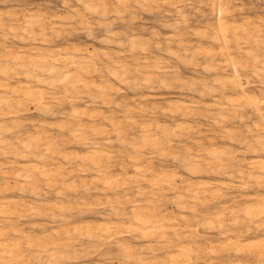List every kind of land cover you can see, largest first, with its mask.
<instances>
[{
  "label": "bare ground",
  "instance_id": "1",
  "mask_svg": "<svg viewBox=\"0 0 264 264\" xmlns=\"http://www.w3.org/2000/svg\"><path fill=\"white\" fill-rule=\"evenodd\" d=\"M74 1L81 9H71V13L64 16L15 7L0 10V38L3 40L0 41V264H74L82 255L77 248V244L84 247L82 241L97 243L92 248L102 259L100 264H215L224 253L230 260L231 252L240 259L233 262L234 258L236 260L233 256L229 264H264V239L249 241L241 235L264 233V193L252 195L245 192L251 189L249 182L256 179L261 191L264 190V99L249 91L257 85L248 82L243 73L250 69L254 76H264V60L260 55L264 53V17L259 21L249 18L238 23L237 16L230 20L235 17L232 15L237 7L233 8L231 3L236 0H204L210 14L203 15L202 19L211 23H205V29L195 30L196 27H193L192 30L193 25L188 26L191 25V18L188 21L189 15L186 17L183 13L185 9L176 7L179 16L176 19L180 20L175 19L172 24L166 20L165 29L178 33L183 22L197 39L209 40L213 44L204 47L201 42L191 50L181 34L166 36L163 51L170 62L192 67L195 74L204 72L213 75L211 82L202 83L206 78L188 82L181 78L173 65L172 68L167 65V59L160 54L145 56L142 61L136 56L138 51L144 55L148 51L153 52V47L160 49L165 43L157 42V47L154 45L150 49V41H144L147 37L141 40L133 32L115 31L112 28L114 24L111 26V22H107L106 18L115 14L116 20L122 19L120 21L124 24L123 14L132 13L130 0ZM184 1L191 5L199 0H134V3L152 12L154 7L162 11L160 4L174 9L176 4ZM204 1L201 0V3ZM69 4L67 1L63 3L65 7ZM230 5L235 9H231L233 12ZM40 7V10L43 9ZM237 10L240 13L241 10ZM84 12L100 15L102 19L92 23ZM166 15L172 16L170 11ZM132 17L135 19V16ZM73 20L80 24L83 29L80 31L88 37H93L95 27L105 30L107 38L101 41L115 45L119 50L114 53H110L109 49L107 52L90 50L92 45L89 48L77 39L61 42L65 34L71 37L79 32L72 25ZM157 32H152L154 38L160 36V31ZM239 54H243L240 59ZM199 60H203L204 64H197ZM170 73L175 84L179 83L180 88H188L191 94L201 98L196 100L193 95L190 102H185V99L165 101L167 105L164 103L163 118L177 121L174 126L157 116L156 107L149 108L150 101L144 102L148 105H143L138 100L134 106V98L127 100L120 96L124 88L134 93L143 87H155L156 76L166 77ZM166 80H160L165 89L171 86V81L168 80V83ZM258 87L262 93L264 82ZM205 98L213 99L203 108L218 128L231 116L241 122L245 120V113L258 117V123L245 130L248 133L245 138L238 136L242 133H235L238 128L235 129L234 124V132L230 126L227 127L229 130H225V126V129L220 128L225 130L223 136L231 143L234 144L238 138L241 143H246V151H226L217 143L218 147L215 140H210L213 142L209 147L199 146V139L194 142L191 138L188 140L198 145L197 148L192 147L189 141L177 147L180 142L176 141L201 132L197 124L192 126L185 119L199 117L198 113L203 110L199 108L203 104L201 100ZM82 104L87 105L83 107ZM32 111L41 115L38 122L32 118L24 119ZM57 115L62 118L61 121H48ZM233 117L229 119L233 120ZM176 118L184 119V122ZM52 129H56L58 134H52ZM213 131L210 132L218 134ZM246 132H243L244 135ZM209 139L213 138L210 136ZM244 155L255 157L245 169L243 159L237 161ZM168 160L173 161L174 166ZM235 160L237 166L232 165ZM5 168L8 170L4 171ZM180 168L195 178L203 171L221 178L229 175L230 168L237 169L239 177L233 182L242 183L240 187L246 195H233V202H223L225 205L221 202L219 209L213 208L211 203L221 200L222 189H228L229 184L218 181L197 184V179L182 178L185 175L179 172ZM225 191L223 189L224 194ZM95 194L100 195L97 200L93 198ZM169 204L175 210H169ZM226 212L238 224H244L245 231L230 237L234 232L230 235L228 220L224 219ZM188 213L193 216L189 217ZM35 218L48 220L46 223L51 231L44 230V226L39 228L42 231L40 234L26 231L21 222ZM198 228L206 231L220 229L224 242L214 244V240L201 236ZM132 236L151 243L156 240L157 243H143L147 246L139 248L126 240ZM104 243L114 244V248L100 251ZM84 256L85 259L90 255ZM221 261L218 264H223L224 261Z\"/></svg>",
  "mask_w": 264,
  "mask_h": 264
},
{
  "label": "rangeland",
  "instance_id": "2",
  "mask_svg": "<svg viewBox=\"0 0 264 264\" xmlns=\"http://www.w3.org/2000/svg\"><path fill=\"white\" fill-rule=\"evenodd\" d=\"M29 1V2H28ZM0 0V10L1 9H4V10H6L7 8H11V7H15V8H20V9H29V10H35V11H39V12H43V13H49L48 15H56V14H58V15H60V13H61V15H66V14H68V13H71L70 11H71V9H72V11H73V9L74 8H79V9H81L77 4H76V2L74 1V0ZM46 1V2H45ZM68 2V3H70L69 4V6H67V7H65L64 5H63V3H65V2ZM204 1V0H203ZM27 4H26V3ZM44 2H45V4H44ZM75 2V3H74ZM130 2L131 3H129V5H130V7H131V10H132V13L130 12V11H128V12H125L124 14H123V19L126 21L127 20V23H125V21L123 20V22H124V24H122V21H120V20H122V19H120V20H116V16H115V14H113V15H109L107 18H106V20H107V22L109 21V22H111V26H112V24H114V26H112V28L115 30V31H118V30H120L121 32H133L136 36H138L141 40H143V39H145V37H147V39H145L144 41H146V40H148V41H150V43H151V46H150V49H151V47H153L154 45H156V43L157 42H163V43H165V44H162L161 46V48L159 49V48H152L151 50H153V52H150V53H152V54H150L149 53V51H148V53L147 54H144L143 55V53L141 52V51H138L139 53H141V55L137 52V54H136V56L142 61V59L145 57V56H149V57H156V56H158L159 54H160V56H163V57H165L166 59H167V61H168V63L169 64H167V65H169L171 68L173 67V68H176L175 70H177L178 72H179V75L181 76V78L184 80V81H188V82H191L192 80L193 81H201V80H204L205 78V80L204 81H201L202 83H204V82H211V80H212V76L213 75H209V74H204V72H202V74H201V72H198V73H196L195 74V72L194 71H192V67H187V66H185L184 67V65H181L180 63H178V62H173V61H171L172 62V64H171V62H170V60H169V57H166L165 56V51H163V50H165V47H166V36L167 35H171L170 33H172V34H175V35H180L183 39H185V41H187L188 42V44L190 45V48H191V50L192 49H194V48H196L195 46H197L199 43H201V44H203V46L204 47H210V45L212 46L213 44L209 41V40H202V39H197V37H195V36H193V34H192V31L190 32L189 31V29H191L192 28V30H194L193 29V27L195 28L196 27V29L195 30H200V29H205V23H207L208 21H205V19H202L203 18V15H205V14H207V15H209L210 14V11L208 10V8H207V2L206 1H204L203 3H201V0H199V1H196V2H193V4H191V5H189V4H187L185 1V3L184 2H182V3H178V4H176V6H174L175 8L173 9L172 7H170V6H166V5H164V4H160L161 5V7H162V11H161V8L160 7H158V8H160V9H157L156 7H154L153 9H152V12L151 11H149L148 9H141V8H139V6H137L135 3H134V0H130ZM16 3V4H15ZM25 3V4H24ZM51 5H49V4ZM132 3H133V5H132ZM184 3V4H183ZM204 3H205V5H204ZM3 4V5H2ZM6 4V5H5ZM13 4H15V6L13 5ZM19 4H21V5H19ZM48 4V7H45L46 5ZM54 4V5H53ZM74 4V5H73ZM183 4V5H182ZM195 4V5H194ZM19 5V6H18ZM159 5V6H160ZM182 5V6H181ZM185 5H186V7H185ZM188 5V6H187ZM197 5V6H196ZM231 5H234L233 6V8H235L236 9V7H237V9H240L241 11H240V13H237V12H239V10H235V9H233L232 8V6ZM231 5H230V10L232 9L233 11L235 10V14L233 13V15L232 16H234L235 15V17H233V18H231L230 20L231 21H233L234 19H236V16H237V19H236V21L238 22V23H240V22H243L244 20H246V19H251V20H253V21H259V19H262L263 17H264V0H236V1H233L232 3H231ZM34 6V7H33ZM41 6V7H40ZM184 6V7H183ZM31 9H30V8ZM38 7H40V8H42L43 7V9H39ZM59 7H61V8H59ZM69 7V8H68ZM179 9V10H181L182 8H183V13L186 15V17H187V15H189L187 18H188V21H190V19L189 18H191V25H188L189 27H191L192 25V27L191 28H187V27H185L184 25H183V22L181 23V29L179 28V30H178V33L177 32H175V31H173V30H169V29H165V27H164V23H166L167 21L169 22V24H172V22L174 21H178V20H180L179 18L178 19H176L177 17H179L178 16V14H177V8ZM192 7V8H191ZM34 8V9H33ZM136 8V9H135ZM197 8H199V9H197ZM241 8H243V9H241ZM38 9V10H37ZM61 9V10H60ZM201 9V10H200ZM44 10H47V11H44ZM59 10V11H58ZM148 10V11H147ZM158 10H159V12H158ZM164 10V11H163ZM231 10V11H232ZM140 12V13H138V12ZM168 11H170V13L172 14V16H169V17H167L168 15H166L167 13H168ZM232 11V12H233ZM58 12V13H57ZM137 12V13H136ZM160 12H162L163 14H161L160 15ZM167 12V13H166ZM203 12V13H202ZM64 13V14H63ZM66 13V14H65ZM130 13V14H129ZM187 13V14H186ZM198 13V14H197ZM138 14L140 15V16H138ZM237 14V15H236ZM245 14V15H244ZM125 15V16H124ZM129 15H131V16H129ZM174 15V16H173ZM196 15V16H195ZM240 15H241V18H240ZM262 15V16H261ZM84 16H86L87 17V20H89L90 22H92V23H98V21H100L101 19H102V17L100 16V15H92V14H90V13H87V12H84ZM132 16H135V19H134V17H132ZM137 16V17H136ZM177 16V17H176ZM239 16V17H238ZM250 16H252V17H250ZM115 17V18H114ZM126 19H125V18ZM243 17V18H242ZM262 17V18H261ZM131 18V19H130ZM165 18V19H164ZM197 18V19H196ZM257 18H258V20H257ZM129 19V20H128ZM148 19V20H147ZM161 19V20H160ZM164 19V20H163ZM169 19H170V21H169ZM176 19V20H175ZM241 19V20H240ZM134 20V21H133ZM167 20V21H166ZM194 20H196L195 22H194ZM74 21V20H73ZM116 21V22H115ZM120 21V22H119ZM129 21H131V22H129ZM164 21V22H163ZM166 21V22H165ZM194 23H193V22ZM200 21V22H199ZM119 22V23H118ZM146 22V23H145ZM163 22V24L161 25L160 23H162ZM171 22V23H170ZM173 22V23H174ZM190 22H188L189 24H190ZM209 22L211 23V21L209 20ZM208 22V23H209ZM74 23H76V24H74ZM74 23L72 22V25L73 26H76L78 29H79V32L78 33H74L71 37L70 36H68L67 34H65V37L63 36L62 37V39H61V42H66L67 40H75V39H77V42H80V43H82V44H84V45H87L88 47L89 46H91V49L90 50H92V49H96V50H98L99 52H107V50L108 51H110V53H114V52H116V51H118L119 49L115 46V45H107V44H104L101 40L102 39H105V38H107V33H106V31L105 30H101V29H98L97 27H95L94 28V31H93V37H88L85 33H83V32H81V31H83V29H82V27L80 26V24L77 22V21H74ZM115 23H116V25H115ZM121 23V24H120ZM197 25H196V24ZM120 24V25H119ZM130 24L132 25V26H130ZM167 24V23H166ZM202 24H204V26L202 25ZM143 26L145 27V29L143 28ZM201 26V27H200ZM114 27H116V28H114ZM154 27V28H153ZM162 27H164L163 29H162ZM183 27H185V28H183ZM207 27V26H206ZM183 28V29H182ZM188 30H187V29ZM80 29H81V31H80ZM95 29H96V31H95ZM147 29V30H146ZM98 30H99V32H98ZM123 30H125V31H123ZM152 30V31H151ZM154 30H155V32H157V33H159V31H160V36H158V37H153V33L152 32H154ZM119 31V32H120ZM142 32V33H141ZM147 32V33H146ZM149 33V34H148ZM169 33V34H168ZM106 34V35H105ZM185 35V36H182V35ZM190 34L192 35V36H190ZM143 35V36H142ZM101 36V37H100ZM165 37V38H163V37ZM190 38H189V37ZM73 37V38H72ZM97 39H96V38ZM152 37V38H151ZM93 38V39H92ZM143 38V39H142ZM189 38V39H188ZM79 39V40H78ZM83 39V40H82ZM99 39V40H98ZM153 39V40H152ZM165 39V40H164ZM154 40H156V41H154ZM191 40V41H190ZM0 41L1 42H3V40L0 38ZM76 41V40H75ZM91 41V42H90ZM209 41V42H208ZM90 42V43H89ZM98 42H100V44L98 43ZM161 42V43H162ZM93 43V44H92ZM155 43V44H154ZM192 43V44H191ZM209 43H211L210 45H207L206 46V44H209ZM89 44V45H88ZM194 45V46H193ZM32 46H34V45H32ZM99 46V47H98ZM100 46H103V47H100ZM192 46V47H191ZM233 46L234 47H236V43H235V41H233ZM93 47V48H92ZM94 47H96V48H94ZM155 47H157V45L155 46ZM90 48V47H89ZM103 49H104V51H103ZM115 49V50H114ZM149 49V50H150ZM150 50V51H151ZM0 51H1V49H0ZM112 51V52H111ZM161 52H163V53H161ZM109 53V52H108ZM155 53V54H154ZM158 53V54H157ZM163 54V55H162ZM140 55V56H139ZM262 57H263V59L262 60H264V53L263 52H261V54H260ZM238 57V59H240L241 57L240 56H243V54H239V55H237ZM141 57V58H140ZM243 60H244V58H242ZM131 63H132V59H130L129 60ZM201 61V62H200ZM204 64V61L203 60H199V61H197V64ZM166 65V66H167ZM173 65V66H172ZM179 66V67H178ZM168 67V66H167ZM190 69V70H189ZM181 72V73H180ZM219 73H220V71H219ZM245 75V79L248 81V82H250V83H252V84H256L257 86H255V87H253V88H250L249 89V91L251 92L252 91V93H254L256 96H258L260 99H264V91H262V93L260 92L261 91V88H259L258 86L261 84V82H264V79H263V75L262 74H260V75H262L263 77H261L260 75H256V76H254L253 75V72L250 70V69H247L245 72H243ZM184 74V75H183ZM174 75V74H173ZM205 75V76H204ZM220 75H221V73H220ZM202 76H204V77H202ZM208 76V77H207ZM247 76V77H246ZM257 76H259L260 77V79L257 77ZM173 76H172V74L170 73L168 76H166V77H160V76H156V78H155V80H154V84H156L155 85V87H154V85H152L151 87H143L141 90H138V91H134V93H133V91H129L128 89H123V91H124V93L123 94H121L120 96L122 97V99H132V98H134V100H136V102H133V105L135 106L136 105V103H138V100H139V102H141L143 105H148V103H149V108L151 109V107H156L157 109H156V113H157V116L159 117V118H162L163 120H166L171 126H174L176 123L175 122H177V121H175V120H173V119H170V118H167V117H165V118H163L164 116L162 115V109H164L165 107H166V103H165V101L166 102H170V101H174V100H172V99H175V101L176 100H183V99H185V102H190V101H192V99H193V95L194 96H196L197 97V99H196V97H194V99H196V100H200L201 98L199 97V95H197V94H191V92H190V90H188V88L186 89V88H184V89H182V88H180V87H182V86H180V84L178 83H176L177 84V87H178V89H177V87H176V84H175V82H174V78H172ZM186 77V78H185ZM189 79H188V78ZM211 77V78H210ZM168 78H170V79H168ZM171 78H172V81H171ZM202 78V79H201ZM208 78V79H207ZM158 79H159V81H158ZM166 80L167 82H168V80H169V82H170V84H171V86L170 87H168V88H166L165 89V87H162V85H161V82H160V80ZM186 79V80H185ZM210 79V80H209ZM263 79V80H262ZM260 80V81H259ZM168 82V83H169ZM200 82V83H201ZM259 82V83H258ZM157 85H159V86H157ZM161 86V87H160ZM116 87H120L119 85H117L116 84ZM157 87L159 88H161V89H163V90H165V91H163V90H159V89H157ZM172 87V88H171ZM156 88V89H155ZM171 88V89H170ZM180 88V89H179ZM148 89V90H147ZM155 89V90H154ZM201 89V88H200ZM167 90H169V91H167ZM178 90V91H177ZM181 90H183V91H181ZM141 91H145V92H141ZM183 92V93H180V92ZM187 91V92H186ZM177 92V93H176ZM185 92L187 93L186 95H185ZM130 93V94H129ZM136 93V94H135ZM151 94L150 95V98H148L149 97V94ZM172 93V94H171ZM189 93V94H188ZM137 96H135V95ZM137 94H139V95H137ZM144 94V95H143ZM147 95V97H146V95ZM160 94V95H159ZM179 94H180V96H179ZM259 94V95H258ZM125 97H124V96ZM128 95V96H127ZM155 95H157V96H155ZM161 96V98L159 97V96ZM178 95V96H177ZM181 95H183L184 97H182ZM120 96H118L117 98L119 99V100H121V97ZM136 97V99H135V97ZM142 98V96H145L144 98H143V100H140L141 98ZM174 96V97H173ZM176 96V97H175ZM158 99H157V98ZM182 97V98H181ZM186 97V98H185ZM188 97H189V99H188ZM191 97V98H190ZM146 98H148V99H146ZM158 101H156L155 99ZM179 98H181V99H179ZM127 99V100H128ZM146 99V100H145ZM204 100V101H203ZM203 100H201V102H203V104L199 107L200 108V110H202L200 113H198L199 115V117L201 116V118H199V117H195V118H193L192 116L191 117H189V118H187V119H185V121H187L186 123H190L192 126H196L195 124H197V126L199 127V130L201 131V132H199V133H196V134H193V133H191L190 134V136H185V137H183L182 139H180V140H182V142L180 141V140H178V141H176V142H180V144H177V147H180V146H183V144H185V141H187V143H188V139L189 138H191V139H193V141L195 142V141H197L198 139V143H199V146H206V147H209L210 145H211V142H213L214 140V143L217 145V143L218 144H220V146H221V148L223 147V149H227L226 151H232V152H236L238 149L239 150H244V151H246V147H247V144L246 143H241L240 142V138H238L239 140H236L235 142H234V144H233V142L231 143L230 142V140H229V138H226V137H224L223 136V131H225V130H227L228 128L227 127H229V128H231L230 130L232 131V132H234L235 130H234V127H235V129H237L236 130V134L238 135L239 133H242V134H239L238 136H243L244 138L245 137H247L248 136V133L245 131V130H248V127H253L256 123H258V121H259V119H258V117L256 116V115H254V114H252V116L250 115V113L249 114H247V113H245L246 115H245V117H244V121L243 122H241V121H239V119H236L235 117H233V116H231V117H229V118H232L233 117V120L231 119H227V121H226V123H224V124H222V126H220V128L221 127H223V129H225V127H226V129L225 130H221L220 128H218L219 126H217L216 124H214V120L212 119V118H210V117H208V116H210V115H208V114H206L205 113V110H204V108H203V106H205V104H209V103H211L212 102V98H205V99H203ZM148 101H150V102H148ZM160 101H162L163 102V107L161 106V104H162V102H160ZM184 101V100H183ZM146 102H148L147 104H145ZM151 102H153V104L151 103ZM156 102L158 103V104H156ZM208 102V103H207ZM166 105H165V104ZM155 104H156V106H155ZM87 105V104H86ZM85 104L83 105L82 104V106L83 107H85L86 106ZM158 106V107H157ZM161 106V107H160ZM159 108V109H158ZM198 108V109H199ZM103 111H107V109H104V108H101ZM198 109H197V111H198ZM69 110V109H68ZM199 110V111H200ZM204 111V112H203ZM159 114H161V115H159ZM40 116V117H39ZM212 116H214L213 114H212ZM255 116V117H254ZM206 119H205V118ZM254 117V118H253ZM257 117V118H256ZM27 119V120H31V118L33 119V120H35L36 122H38V120H40L41 119V115H39L38 113H35L34 111H32V113L29 115V116H26V117H24V119ZM54 119H49L48 121H50L51 123H56V122H59V121H61V119L62 118H60L59 117V115H57L56 117H53ZM208 118V119H207ZM253 118V119H252ZM57 121H56V120ZM190 121H189V120ZM200 119V120H199ZM55 122H54V121ZM176 120H179V122H184V119H181V118H179V119H177L176 118ZM212 120V121H211ZM229 120V121H228ZM86 121V120H85ZM170 121V122H169ZM172 121V122H171ZM197 121H200V122H197ZM236 121V122H235ZM87 122V121H86ZM197 122V123H196ZM245 122V123H244ZM198 123H201V124H203V125H201V124H198ZM174 124V125H173ZM206 124V125H205ZM214 124V125H213ZM233 124H234V127H233ZM240 124H242L241 126H240ZM253 124V125H252ZM211 125H213V126H211ZM220 125V124H219ZM227 125V126H226ZM232 125V126H231ZM245 125V126H244ZM247 125V126H246ZM204 126V127H203ZM206 126V127H205ZM225 126V127H224ZM239 126H240V128H239ZM244 126V127H243ZM208 127V128H207ZM246 127V128H245ZM245 128V129H244ZM215 129H216V131H215ZM218 129H220V130H218ZM243 129V130H242ZM214 130V131H213ZM229 130V129H228ZM242 130V131H241ZM51 131V133L52 134H54V135H57L58 134V131L56 130V129H52V130H50ZM202 131H203V133H202ZM210 131H213V132H217L218 134H216V133H212V132H210ZM220 133H219V132ZM208 132V133H207ZM243 132H246V135H244V133ZM201 133L203 134V135H201ZM199 134V135H198ZM206 134V135H205ZM207 134H209V135H207ZM211 134H214V135H211ZM194 135V136H193ZM195 135H198V136H201V137H198V136H195ZM217 135H219V136H217ZM222 135V136H221ZM193 136V137H192ZM203 136V137H202ZM210 136H211V138H213V139H209L210 138ZM241 136V137H242ZM195 137V138H194ZM207 139H206V138ZM218 137H219V139H218ZM205 140L204 142H203V140ZM223 138H224V140H223ZM226 138V139H225ZM190 139V141H189V143L190 144H192V145H190V144H188V145H190V146H192V147H194V148H197V146L198 145H195L194 144V142L193 143H191V140ZM208 140V141H207ZM210 140H213V141H210ZM223 140V141H222ZM207 141V142H206ZM239 141V142H238ZM206 142V143H205ZM209 142V143H208ZM237 143V144H236ZM207 144V145H206ZM228 144V145H227ZM240 144V145H239ZM243 144V145H242ZM231 145V146H230ZM218 147H220L219 145H217ZM242 146V147H241ZM241 147V148H240ZM68 148H72V147H69L68 146ZM78 150H80V149H78ZM196 152V151H195ZM243 157V158H242ZM263 158H264V155L262 156ZM241 158V159H240ZM253 158H255V157H252V156H248V155H244V156H241V157H238L237 158V161L240 159V160H242V166H243V168L245 169L246 168V165L253 159ZM249 159V160H248ZM247 160V161H246ZM236 162V160L233 162V164L232 165H236L237 166V162ZM247 162V163H246ZM168 163L170 164V165H172V166H174V162L173 161H171V160H168ZM176 166L178 167V165L176 164ZM6 170H8V169H4V171H6ZM237 170V169H236ZM236 170L235 169H233L232 170V168H230V170H228L229 171V175L227 176V175H224V176H221V178L220 177H217V176H215V175H212L210 172H207V171H203L202 172V174H199L198 176H197V178H195V177H190L188 174H186L185 173V171H183L181 168H180V170H179V172L183 175H185V177L184 176H182V178H186L187 176V178H192L193 180H196V181H192V182H195V183H197V184H199V183H201V182H216V181H218V182H226L227 184H229V186H228V189H226V188H223L224 190H226L225 192V194H224V192H223V189H222V193H223V197L222 198H225V199H222L221 198V200H219L218 202L217 201H214V202H212L211 203V206L213 207V208H218L219 209V207H221L222 206V204L223 205H225L226 203L225 202H229V200L231 201V202H233V200H232V198H233V195L235 196V197H237L238 195L240 196L241 194L243 195H246V193L247 194H252V195H254V194H263L264 193V190L263 191H261V189H260V187H259V185L257 184L258 183V180L256 179V180H254V181H251L252 182V184H251V182H249L248 180H246L245 182H249V186L251 187V189H249L248 191H245V192H243V188L242 187H240V186H242L243 184L242 183H234V182H236V180L238 179V177H239V175H238V173L236 172ZM234 173H233V172ZM208 173H210V174H208ZM230 173H232L233 174V176L234 177H232V175L230 174ZM207 174V175H206ZM202 175V176H201ZM211 175V176H210ZM237 175V177L235 178V176ZM229 176H231V177H229ZM88 178H90V177H88ZM229 178V179H228ZM232 178V179H231ZM181 180V179H180ZM178 181V183H179V185L181 184V181ZM231 181V182H230ZM234 181V182H233ZM230 182V183H229ZM234 186H233V185ZM256 184V185H255ZM233 186V188H231ZM237 186V187H236ZM256 186H258V187H256ZM231 189H230V188ZM239 187V188H238ZM254 188V189H253ZM239 189H241V190H239ZM257 189H258V191H257ZM242 191V192H241ZM230 194V197H229V195H228V193ZM241 192V193H240ZM250 192V193H249ZM228 196H227V195ZM225 195V196H224ZM232 195V196H231ZM28 196V198L27 199H29V200H32V198L31 197H29V195H26V197ZM100 195H98V194H95V195H93V198L94 199H98V197H99ZM235 197L233 198V199H235ZM92 198V199H93ZM104 198V197H103ZM230 198V199H229ZM93 199V200H94ZM227 199V200H226ZM95 201V200H94ZM221 202H222V204H221ZM225 204H224V203ZM215 203V205H212V204H214ZM221 204V205H220ZM228 205H232L231 203H227ZM172 206V207H171ZM129 207L130 206H128V209H129ZM168 208H169V210H175L174 209V207H173V205L172 204H169V206H168ZM172 208V209H171ZM200 209V208H199ZM215 209V210H216ZM200 210H202V208L200 209ZM204 210V209H203ZM217 211V210H216ZM219 211V210H218ZM107 212V211H106ZM219 212H221V211H219ZM186 215H188L189 217H191V215L193 216V214H186ZM226 216H224V219H226V220H228V230H229V232H230V235H232V233L234 232V234L232 235V236H230V237H235V235L237 236V235H239L242 231H245V225L244 224H238V221L236 222V221H234L233 220V218H231V216L226 212V214H225ZM226 217V218H225ZM91 218H93V217H91ZM90 218V219H91ZM29 220H31V221H29ZM29 220H27V221H23V222H21V224H22V226H23V228H25V230L26 231H34L35 233H41L42 231H41V229H39V228H42L43 226V228H45L46 227V229H44V230H46V231H51L50 229H52L50 226H49V224H47L46 222L48 221H45V220H43V219H29ZM33 221V222H32ZM35 221H36V223H35ZM44 221H45V223H44ZM28 222V225H25V223H27ZM30 223H32V224H30ZM36 224V226H34V224ZM38 223H39V225H38ZM234 223V224H233ZM24 224V225H23ZM44 224H46V225H44ZM227 224V223H226ZM231 224V225H230ZM233 224V225H232ZM238 226V225H240V226H238V227H236V226ZM244 225V226H243ZM25 226V227H24ZM34 226V227H33ZM38 226H40V227H38ZM35 227H37L36 229H34ZM239 227H240V230H239ZM28 228H29V230H28ZM218 228V227H217ZM233 228V229H232ZM31 229V230H30ZM238 229V230H237ZM40 230V231H39ZM232 230V231H231ZM235 230V231H234ZM32 231V232H33ZM198 231H199V234H201V236L203 235V237H205V238H208L209 240H214V244H216V245H220L221 244V242H224V239H223V234H222V232L220 231V229H214V230H212V231H206V230H203L202 228H198ZM205 231H206V233H205ZM220 231V232H219ZM236 231H239V232H237V233H235ZM203 232V233H202ZM207 232H208V234H207ZM219 232V233H218ZM221 233V234H220ZM205 235V236H204ZM242 236H245L244 238L246 239V240H256V239H264V233H261V234H259V235H250V236H246L245 234H241ZM208 236V237H207ZM211 236V237H210ZM212 236H213V238H212ZM216 236V237H215ZM260 236H261V238H260ZM263 236V237H262ZM255 237V238H254ZM135 238H137L136 236H132V237H129V238H126V240H128L129 242H131V243H133L135 246L137 245V247H139V248H142V247H144V246H147V245H144V244H148V245H150V243L151 242H148V241H145V240H141V239H135ZM215 238V239H214ZM222 238V239H221ZM243 238V239H244ZM251 238V239H250ZM218 239H219V241H218ZM222 241H221V240ZM244 239V240H245ZM217 240V243L215 242ZM154 241H156V240H154ZM154 241H152V243L151 244H155L156 245V243H157V241L156 242H154ZM88 242V243H87ZM87 242H83L82 241V244H84V247H80L79 246V244H77V248H78V251L79 252H81V254L82 255H80L79 256V259L77 260V262L76 263H74V264H100L102 261V259L98 256V253H97V251H96V249H93L92 247L93 246H96L97 245V243H90L89 241H87ZM144 243V244H143ZM220 243V244H219ZM86 244V245H85ZM96 244V245H95ZM155 245H153V246H155ZM106 246V247H105ZM109 248H108V247ZM111 247H113L114 248V244L113 245H108V244H106V243H104V245H102V247L100 248V251H107L108 249H110ZM89 248V249H88ZM91 248L93 249V255H91V253H92V250H91ZM91 250V251H90ZM94 250H95V252H94ZM85 252V253H84ZM84 253V254H83ZM90 253V254H89ZM96 253H97V255H96ZM87 254H89V255H87ZM84 255H86V256H89V257H86V256H84ZM235 253H233V252H231V254H230V256H231V259L229 260V258H227V255L224 253V256H220V258L218 257V262H220V260H222L221 261V263L223 262V264H229L230 262L229 261H231L232 262V259L234 258V257H236V260H235V258L233 259L234 261L233 262H237L239 259H240V256H238V255H236ZM82 256V257H81ZM83 256L84 257H86L85 259L83 258ZM226 256V257H225ZM234 256V257H233ZM99 257V258H98ZM160 257H162V255H160ZM226 258V259H225ZM80 259H81V261H80ZM90 259V260H89ZM101 259V260H100ZM97 260V261H96ZM87 263H86V262ZM89 261V262H88ZM226 261V262H225ZM104 262V261H103ZM218 262H216L215 264H218ZM33 264H35V263H33Z\"/></svg>",
  "mask_w": 264,
  "mask_h": 264
}]
</instances>
